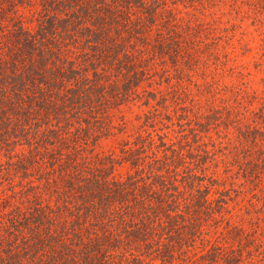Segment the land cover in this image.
I'll return each mask as SVG.
<instances>
[{"label":"trees","instance_id":"obj_1","mask_svg":"<svg viewBox=\"0 0 264 264\" xmlns=\"http://www.w3.org/2000/svg\"><path fill=\"white\" fill-rule=\"evenodd\" d=\"M196 1L0 0V264H264L199 136L236 123L225 176L263 195L264 104L223 117L217 72L191 115L183 82L219 49L205 8L225 4Z\"/></svg>","mask_w":264,"mask_h":264},{"label":"rangeland","instance_id":"obj_2","mask_svg":"<svg viewBox=\"0 0 264 264\" xmlns=\"http://www.w3.org/2000/svg\"><path fill=\"white\" fill-rule=\"evenodd\" d=\"M197 1L196 3H199ZM255 1L224 0L225 4L221 3V5L214 8H205L209 18H212V15L218 17V21H213V23L215 32L220 34L219 49L217 55H214L213 50L210 55H207V58L200 55L205 60L200 58V67L195 72H192L193 70L184 72L186 77H191V72L192 77L195 76L193 82L187 80L183 82L186 90L185 97L187 100L193 98L195 101V104L192 105L194 112L191 115L198 112H202L204 115L213 113L207 110L206 103L210 101V96L205 93V90H207L206 84L214 77H212L213 73L217 77V72H219L222 83L227 84L222 97L228 100V104L225 105L222 98H219V102L223 101V103H220V105H223L219 106L223 109L222 116L230 114L228 109L231 111L238 110L242 113H240L242 117L239 116L240 121L237 124L243 122V120L255 124V121L250 120L253 116H249L248 119L243 117L245 106L248 107L245 111L247 112L250 109L257 110L264 104V6L260 8L262 12H258L259 7ZM260 4L261 1H259ZM197 85H200V87ZM213 90L215 89L213 88ZM236 91L239 94L237 96L239 100L235 99L234 93ZM139 111L140 108L136 103L122 106L120 112L125 114L128 120L127 126L138 123L139 119L135 116L139 114ZM257 120L256 124L261 125V129H264L261 117ZM220 121L221 119H212L209 125H205L207 130L205 129L199 133L200 142L205 141L207 148L213 151V154L217 157V160L213 162L215 165H211L209 171L215 169L216 174L226 180V186L229 187L230 191L228 207L230 208L231 214L229 215L232 221L245 218L251 223L258 220L264 225V194L261 195L262 190H256L253 184H245L246 182L239 181L235 176H225L227 171L224 170V167L226 162L230 160V156L225 151L240 139L236 134V123L225 125L224 122ZM186 126H188V123ZM172 127L178 129L179 124L176 123ZM173 128L170 130L173 131ZM111 142L112 139L100 141L95 149L98 151L107 149ZM260 145L264 147V142L262 141ZM207 164H209V161Z\"/></svg>","mask_w":264,"mask_h":264}]
</instances>
